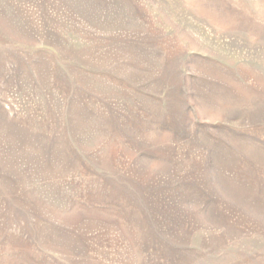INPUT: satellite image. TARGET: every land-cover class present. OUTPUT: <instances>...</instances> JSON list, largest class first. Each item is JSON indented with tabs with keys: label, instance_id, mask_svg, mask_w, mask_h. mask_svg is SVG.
<instances>
[{
	"label": "rangeland",
	"instance_id": "374dc122",
	"mask_svg": "<svg viewBox=\"0 0 264 264\" xmlns=\"http://www.w3.org/2000/svg\"><path fill=\"white\" fill-rule=\"evenodd\" d=\"M0 264H264V0H0Z\"/></svg>",
	"mask_w": 264,
	"mask_h": 264
}]
</instances>
